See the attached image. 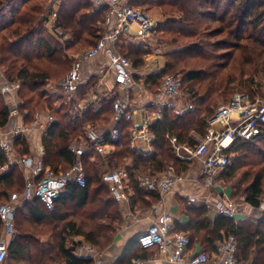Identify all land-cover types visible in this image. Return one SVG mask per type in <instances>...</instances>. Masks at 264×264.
Segmentation results:
<instances>
[{
	"label": "trees",
	"instance_id": "trees-1",
	"mask_svg": "<svg viewBox=\"0 0 264 264\" xmlns=\"http://www.w3.org/2000/svg\"><path fill=\"white\" fill-rule=\"evenodd\" d=\"M8 1L0 0V67L4 69L6 81L10 84L21 82L17 90L20 100L18 108L26 124L33 123V115L37 110H50L56 114V122L43 136L48 154L46 162L51 164L55 172L69 169L73 156L67 149L68 144L79 138L88 124L95 127L108 125L113 119V101L107 99L99 111H88L82 116H77L71 112V104H66L63 96L49 93L47 86L55 79L52 77L61 76L62 71L65 76L71 70L73 61L66 57V51L81 52L98 42L100 34L106 30L107 9H94L87 0H63V9L58 11L54 24L55 30L59 29L62 33L58 34L55 31L57 35L51 31L49 35L45 26L47 21L45 3L35 0H14L11 7L6 9ZM69 1L72 2L66 8ZM130 2L135 8L147 13V9L140 7L156 6L161 10L160 13L166 19L160 23L156 39L159 43L172 46L165 54V67L145 79L147 91L153 92L162 79L171 72L180 73L183 79L182 91L194 105L192 115L195 121L186 124L183 118L166 111L164 118L153 125L156 136L153 143L154 151L147 156L139 155L132 149L130 130L127 126H123L122 142L115 154L105 161L102 158H98L97 161L85 158L87 175L85 187L70 184L67 187L70 196L58 198L52 211L46 209L37 197L18 207L15 222L16 236L10 242L8 249L10 264H18V262L92 264V259L77 256L74 247L67 246L66 231L59 233L52 244L46 245L28 234L32 231L26 228L25 223L30 220L33 223L32 227L34 224H39L46 213L51 217L59 214L61 211L59 204H66L71 197H76V206L79 209H83L89 203L91 207L80 214L82 225L70 221L67 227L74 234L83 235L86 241L93 245H108L117 229L114 225L115 219L119 220L121 213L118 203L103 184L101 175L104 164L107 163L112 169H128L134 190L130 198L131 207H135L138 203L144 205V196L154 194V191H146L138 187L134 170L140 171L144 167L151 166L156 167L155 170L160 172L164 170L168 161H172L177 165L179 173L187 171L191 164L179 163L168 136L176 137L180 143L196 145L197 140L194 135L201 139L207 136L209 121L221 105L231 101L237 86H239L238 90L255 95L257 89L264 85V0H131ZM213 23L216 25L213 26ZM60 37L65 40L61 42ZM122 47L131 59L133 67L137 71L143 70L148 53L143 44L128 43L122 44ZM135 77L138 79L139 75L136 74ZM97 80L98 77L94 75L90 80L80 84L77 97L86 98ZM130 98H132L131 94ZM56 102L59 103L58 107H55ZM10 115L11 108L4 101L1 102V128L8 125ZM263 138L264 136H261L255 141L241 143L234 152H238V148L242 147L255 152L258 149L254 146L255 142ZM13 145L19 155L25 156L29 153V146L21 137L15 138ZM262 151L264 154V150ZM131 158L134 161L129 166ZM242 158L233 156L232 162L219 178L226 182L232 181L241 166L245 164L251 166V159L248 162L246 159L245 164H242ZM60 164L64 165L63 168H60ZM6 165H8L7 157L0 149V203L9 202L12 194L23 192L26 185L25 175L19 166L12 165L7 170H3ZM249 170L244 173L243 178L248 181L253 175L251 181L241 195H238L234 187L232 198L243 197L244 203L259 208L264 201V174ZM93 193L95 195L91 200ZM1 199H4V202H1ZM187 210L190 217L188 229L201 239L204 252L209 255L216 254L218 251L216 242L234 236L239 247V257L243 262L264 264V219L254 224L248 220L235 221L218 214L211 220L208 207L205 205H191ZM100 218H109L111 223H99ZM2 229L3 224L0 219V233Z\"/></svg>",
	"mask_w": 264,
	"mask_h": 264
},
{
	"label": "built area",
	"instance_id": "built-area-1",
	"mask_svg": "<svg viewBox=\"0 0 264 264\" xmlns=\"http://www.w3.org/2000/svg\"><path fill=\"white\" fill-rule=\"evenodd\" d=\"M13 1L9 0L5 8L11 7ZM87 1L94 9H107L106 30L100 34L98 42L91 48L81 52H65L73 64L57 89L62 90L65 103H72L71 112L77 116H82L88 111L97 112L107 99L112 100L113 119L106 126L95 127L88 124L83 134L68 144L67 149L73 156V162L67 171L55 172L46 167L44 146L38 147L36 157L25 156L17 159L30 174L23 192L12 194L7 203H0V219L3 224L0 233V264L8 259L9 244L16 236V211L23 203L37 197L46 209L54 210L56 200L70 184H77L80 187L87 185L85 158L95 159L118 150L122 142L123 126L130 130L132 149L139 155L147 156L154 151L153 143L156 136L153 125L164 118L166 111L185 119L192 115L194 110V105L182 91L183 79L178 74L166 75L143 106L132 105L130 89L135 87L145 89L146 86L144 81L136 79L133 63L123 51L122 44L126 45L128 42L143 44L148 53L162 56L167 44L159 43L156 39L162 20L135 8L131 0ZM56 32L61 34L58 29ZM56 32L54 31V34H57ZM102 55L107 60V69L113 77L114 87L106 85L104 79L106 65L102 63V67L105 68L101 69L92 91L86 98H78L80 84L90 80L94 75L97 76L90 63ZM151 68L158 70L156 65ZM20 86L21 82L10 85L16 89ZM54 92L49 90L51 94ZM13 111L10 117L17 112ZM56 120L50 110H37L33 115L32 124L10 125L7 128L9 131L5 127H0V149L5 152L8 163L13 164V157H16L13 145L15 138L33 128L41 127L46 131ZM6 135H10L11 139L6 138ZM261 136H264V85L257 89L255 95L236 93L228 104L221 105L209 121L207 136L196 145L180 143L176 137L168 138L179 163L199 164V172L194 181L198 184L204 183L210 188L215 186L217 176L232 162L234 149L241 143L255 141ZM128 177L129 173L125 170H107L102 174L103 181L117 201L128 199L124 185V180ZM185 178V173H179L175 164H168L161 172L139 175L137 184L140 189L166 194L173 191L176 184ZM188 200L194 205H212L218 214L235 221H238L237 217L242 209V203L231 198L212 201L189 195ZM174 222V216L171 214L158 216L157 220L138 236L139 246L143 249L157 248L160 252L168 254L173 263L252 264L251 261L243 262L239 257V247L234 236L221 241L214 259L204 251L188 255L190 238L176 231ZM77 252L79 255L91 256L96 253V249L92 245L83 244L77 248ZM100 263L98 260L96 264Z\"/></svg>",
	"mask_w": 264,
	"mask_h": 264
},
{
	"label": "crops",
	"instance_id": "crops-1",
	"mask_svg": "<svg viewBox=\"0 0 264 264\" xmlns=\"http://www.w3.org/2000/svg\"><path fill=\"white\" fill-rule=\"evenodd\" d=\"M130 43V42H128ZM127 43V44H128ZM126 44V45H127ZM149 56L154 57L152 60L149 61L146 59V66L141 71H137L134 68V74H138V81H144L148 77V75L152 73H157L160 70H162L165 65V56L163 53V56H155V54H149ZM155 60H159L160 66L158 70H151L152 62L156 63ZM102 63L106 65V74H105V82L108 87H114V80L111 76L110 71L107 69V60L102 55L99 59L96 58L91 64V68L93 71H95V74H97V77L99 76L101 69L105 68L102 67ZM97 69V70H96ZM99 78V77H98ZM2 79V77H1ZM146 86V84H145ZM148 87L139 88L135 87L132 88L131 91V97L130 101L132 105L135 106H143L145 104V101L147 99L151 98V92L147 91ZM60 90V89H59ZM148 95H147V94ZM54 94V93H53ZM52 94V95H53ZM60 96H63L65 99V96L60 90ZM13 102V101H12ZM19 103V102H16ZM67 104V103H66ZM71 104L72 108V103ZM18 106V105H17ZM14 108H11L13 110ZM193 117V115H190L187 118ZM45 120V119H44ZM25 123V119L23 115L18 114L17 112L10 117V121L8 125L5 127L6 129L9 128L10 125H21ZM26 124V123H25ZM9 131V129H7ZM45 130H43L41 127L33 128L23 132V134L20 136L22 140H24L27 145L29 146V153L25 156H37V149L39 146H44L46 149V155L44 158V162L46 167H51V164H48L46 162L47 158V146L45 145L43 141V136L45 134ZM6 138H10V135H6ZM120 147V146H119ZM118 147V148H119ZM16 149V148H15ZM117 152V151H116ZM115 152V153H116ZM113 153V154H115ZM113 154H108L103 157H97L95 159H90V161H97L98 158H102L104 161L106 158L110 157ZM16 157H13V164L8 163L3 170H7L12 165H18L19 168L22 170V172L25 175L26 181L29 177V171L24 168V166L20 165L17 162V159L19 160L22 157V155L18 154V151L16 150ZM8 160V159H7ZM133 159L129 160V166L133 164ZM191 166L187 171H183L186 175V178L184 181L178 182L174 188L173 191L168 192L166 194H160L157 192H153L154 194L146 195L144 196V205H140L141 203H138L135 207H131L130 204V198L134 194V190L131 184L130 175L128 178L124 180L125 185V191L128 196V199L125 201H117L111 192L109 191L108 185L103 181V184L106 186L108 192L112 196V198L118 203L119 210H120V216L119 220L115 219L116 222H114V225L117 227L116 231L113 234L112 240L108 243V245L104 246L105 244L101 245H93L86 241L85 237L83 235H77L72 232L67 227V223L70 221H75L81 223L82 217L80 214L85 213L87 210L90 209L91 204L89 203L87 206H85L83 209H79L76 206V197L69 199L66 204L60 203L59 206L61 207L60 213L54 215L53 217L49 216L46 213V216L42 219V221L37 224L39 227H48V230H39L36 233L30 232L28 234H31L32 237L36 238L39 242L45 243L46 245L52 244L54 239H56L57 235L61 233L62 231H66V239H67V246L68 247H74V252L77 256L81 258H90L92 259V264H96L98 260L101 261L100 264H187V263H173L170 261L169 255L164 254L159 251L157 248H151V249H143L141 248L137 243L138 236L143 233L154 221L157 220L158 216L162 214H171L174 216V224H175V230L181 233H184L189 236L190 238V244H189V253L188 255H191L197 251H204V246L201 242V239L199 237H196L193 232L188 229V223L190 221V217L188 215L187 208L189 206H193L194 204H191L188 200L189 195L190 196H196L201 199H210L212 201L216 200H227L233 199L232 198V187L226 186L222 179L217 176L215 179L216 184L214 187H207L204 185V183H196L194 180L197 178V174L199 172V164L197 162L190 163ZM63 164H60V168H63ZM167 166V165H166ZM104 167H108V164H104ZM177 167V165H176ZM86 170V169H85ZM127 171L129 173L128 169H121ZM67 171V170H66ZM107 171V170H106ZM178 171V167H177ZM181 171V170H180ZM57 172H64L63 169H60ZM159 172V171H157ZM161 172V171H160ZM182 172V173H183ZM134 175L137 181V177L140 174L139 170H134ZM102 177V175H101ZM94 189V187L92 188ZM147 191V190H146ZM97 195L99 192H96ZM95 193L91 195V200L93 199ZM154 195V196H152ZM69 189L65 190L63 195L61 197H69ZM238 200L237 198H235ZM24 204V203H23ZM22 204V205H23ZM264 204V203H263ZM21 205V206H22ZM20 206V207H21ZM209 210V217L210 219H215V217L218 215L217 211L213 208V206H207ZM264 208V207H263ZM259 211L257 208H253L245 203L242 204V209L239 212V219L244 220L246 217L250 215L249 213ZM262 213L264 214V209H262ZM29 214V213H28ZM99 223L108 224L111 223L109 218H100ZM27 224H33L28 220L26 222ZM78 224V223H77ZM35 225V224H34ZM82 225V223H81ZM79 227V225H78ZM135 240V241H133ZM133 241V242H132ZM221 242H216V245L218 246ZM87 244L92 245L96 249V253L91 256H85V255H79L77 252V248L80 245ZM217 254V253H216ZM216 254L209 255L212 259L216 257ZM10 264V260L7 259L5 263L3 264ZM18 264H21L18 262Z\"/></svg>",
	"mask_w": 264,
	"mask_h": 264
},
{
	"label": "rangeland",
	"instance_id": "rangeland-1",
	"mask_svg": "<svg viewBox=\"0 0 264 264\" xmlns=\"http://www.w3.org/2000/svg\"><path fill=\"white\" fill-rule=\"evenodd\" d=\"M36 1H41L43 3H45V17L47 18V21L45 23V26L47 27L46 28V32H48L49 35H51V31L54 33L55 28H54V24H55V21L57 19V13L59 10H62L63 9V0H35ZM72 1H69L66 8L69 7V3H71ZM62 7V8H61ZM61 8V9H60ZM142 9H147L148 10V14H150L151 16L155 17V18H158L160 20H164L166 19L161 13H160V9L157 8L156 6L154 7H150V8H147V6H142L140 7ZM213 26L216 25L215 23L212 24ZM44 26V27H45ZM59 30V29H58ZM60 31V30H59ZM45 32V33H46ZM62 33V31H60ZM56 38V37H55ZM51 40V39H50ZM57 40V39H55ZM60 40L61 42H63L65 40V38L63 37H60ZM54 45V44H53ZM172 48V46H166V48L164 49V56L166 54V52L168 51V49L170 50ZM71 52H76V51H71ZM77 52H80V51H77ZM149 54H153V53H147L146 57H145V60H149V61H153L152 59L154 57H150ZM156 56V55H155ZM163 56V54H162ZM68 59V58H67ZM156 63L152 62V65H156V68L159 69V66H160V62H158L159 60H155ZM165 61H166V58H165ZM149 62H147L146 64H148ZM146 66V65H145ZM158 66V67H157ZM62 73L64 74V72L62 71ZM61 73V74H62ZM61 75L59 77H52V78H55L52 80V82L49 83V85L47 86V89L50 90V91H55L53 95H60V90L57 89V87L59 86V83L60 81L66 76L64 75ZM171 74H179L181 75L180 73L178 72H171ZM2 77V79H1ZM57 78V79H56ZM10 83L8 81H6V75H5V71L3 68L0 67V92H1V98H0V103L1 102H5L10 108H14L13 112H15V110L17 111L18 114L19 113V108L17 105L20 104V100H19V97L17 95V90L16 88H11L10 87ZM239 89V86L236 87L235 91L233 92L234 94L236 93H245L243 90H238ZM13 101V102H12ZM16 102H19V103H16ZM57 104L55 105V107L59 105L58 102H56ZM37 110V109H36ZM12 111V110H11ZM52 115L56 118V114L51 111ZM195 121V117H190V118H185L183 119V122L186 123V124H190L192 122ZM194 138L197 140V143H199L200 139L197 135H194ZM256 144L254 146L258 147L257 151H252V150H247V147H242V148H238V152H233V156L234 158L237 157V156H241L242 160H241V163L245 164V161L246 159L247 162L249 161V159H251L252 163H251V166H247L246 164L241 166V168L238 169L237 173H236V176L233 178L232 181H229V182H226L225 180H222L223 183L228 186V187H232V192H233V189L234 187H236L237 189V193L238 195H241L244 188L247 186V184H249V182L251 181L253 175L249 178L248 181L245 180V178H243L244 176V173L246 171H248L249 169H251V171H253L254 173L256 172H262L264 174V154H263V151L264 150V138L255 142ZM250 155V156H249ZM249 156V157H248ZM248 157V158H247ZM133 159V158H131ZM167 163V161H166ZM240 163V165H241ZM168 164H173L172 161H168ZM239 165V166H240ZM156 167H144L142 170H140V174L141 175H146V174H149L150 172H157V170H155ZM52 171H56L54 168H51ZM66 170H69V169H65L64 171ZM106 170H119V169H112V168H108V167H103L102 168V174L106 171ZM250 171V170H249ZM238 201L241 202L242 204L245 205L244 201H243V197H237ZM1 202H4V199H1ZM264 203V201H263ZM259 209V211H255V212H250L248 218L246 217V219H244V221L248 220V221H251L253 222L254 224L257 223V221H259L260 219H264V214L262 213V206L257 208ZM237 219H239V217H237ZM26 225V228L31 230L32 232L34 233H37L39 230H48V227H39L37 225H33L31 227L30 224H27L25 223ZM33 228V229H32ZM7 264V263H6Z\"/></svg>",
	"mask_w": 264,
	"mask_h": 264
}]
</instances>
